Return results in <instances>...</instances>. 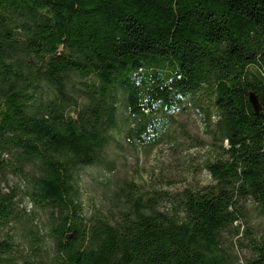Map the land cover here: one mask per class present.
Here are the masks:
<instances>
[{
	"label": "trees",
	"instance_id": "16d2710c",
	"mask_svg": "<svg viewBox=\"0 0 264 264\" xmlns=\"http://www.w3.org/2000/svg\"><path fill=\"white\" fill-rule=\"evenodd\" d=\"M206 102L214 184L172 211L132 191L118 217L84 216L77 172L103 161L121 108L128 143L153 147L175 111L211 123ZM9 172L50 231L29 230L35 260L0 241V264H232L223 233L248 200L264 215V0H0V225L23 201ZM250 247L246 264H264V239Z\"/></svg>",
	"mask_w": 264,
	"mask_h": 264
},
{
	"label": "rangeland",
	"instance_id": "374dc122",
	"mask_svg": "<svg viewBox=\"0 0 264 264\" xmlns=\"http://www.w3.org/2000/svg\"><path fill=\"white\" fill-rule=\"evenodd\" d=\"M208 102L205 111H210L212 122L208 123L206 114L197 109L173 113L174 123L162 142L153 147L132 146L125 134L133 120L127 123L128 114L121 108L120 129L115 139L105 150L102 162L83 167L77 172L80 184V199L86 218L94 215H120L128 201V195L134 191L145 198H158L159 210H171L174 205L171 196L185 189H198L214 184L207 165L223 156V149L210 134L218 121V116ZM227 147V144H224ZM129 185L134 186L132 188ZM25 180L22 176L9 172L5 191L16 190L23 200L18 207L19 218L7 225H0V241H11L19 251L18 256L35 260V248L31 246L29 230L39 223L44 234L50 231V212L36 209L25 198ZM165 193H167L165 195ZM245 218L223 233L222 246L231 257L232 264H246L252 256L250 238L264 239V215L255 203L248 200L244 205ZM38 218L34 221L33 214ZM39 219V221H38ZM252 231L246 236V230ZM50 241L47 248H49ZM52 252V250H50Z\"/></svg>",
	"mask_w": 264,
	"mask_h": 264
},
{
	"label": "water",
	"instance_id": "95a60500",
	"mask_svg": "<svg viewBox=\"0 0 264 264\" xmlns=\"http://www.w3.org/2000/svg\"><path fill=\"white\" fill-rule=\"evenodd\" d=\"M254 102H255V106L258 108V104H257V102L254 100Z\"/></svg>",
	"mask_w": 264,
	"mask_h": 264
}]
</instances>
